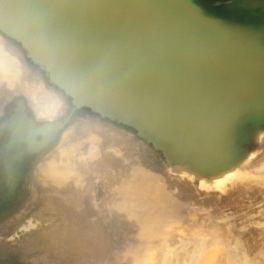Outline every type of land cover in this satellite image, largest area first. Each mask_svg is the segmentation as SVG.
Instances as JSON below:
<instances>
[{"label": "water", "instance_id": "1", "mask_svg": "<svg viewBox=\"0 0 264 264\" xmlns=\"http://www.w3.org/2000/svg\"><path fill=\"white\" fill-rule=\"evenodd\" d=\"M5 19L35 26L24 32L25 42L39 35L46 61L35 58ZM0 33L30 53L74 109L133 131L165 164L187 157L214 170L236 162L254 129L264 126V0H0ZM54 68L63 77L70 73L85 94L59 83ZM84 77L91 88L103 86L115 111L88 99ZM15 111L0 125L6 138ZM238 135L221 155L227 152L221 136L232 147ZM5 142L1 137L3 151ZM39 152L23 165L0 161L11 168L0 170V217L23 191L24 177L18 180L14 170L28 171Z\"/></svg>", "mask_w": 264, "mask_h": 264}, {"label": "bare ground", "instance_id": "2", "mask_svg": "<svg viewBox=\"0 0 264 264\" xmlns=\"http://www.w3.org/2000/svg\"><path fill=\"white\" fill-rule=\"evenodd\" d=\"M13 21L5 19L3 24L20 36L25 44L29 45L36 59L46 61V57L41 52L43 39L39 35L35 33L36 37L33 42L31 40L25 42L24 32L31 31L34 33L35 26L17 19ZM1 36L4 37L3 34ZM2 37H0V81L5 79L6 83L11 86L14 84L19 86L20 84L26 91L30 88L34 108L42 110L48 117L41 123L35 122L41 125L35 127L23 111L27 110L25 100L23 98L16 100L17 103L13 106L16 111L11 117L12 123L5 125L3 129L7 138L2 136L3 133H0V139L2 137L6 141L1 148L8 145V152L0 149V161L10 158L23 165L33 150L39 149L40 152L31 164L33 165L53 142L65 135L66 124L70 117L59 116L53 119L62 113L63 107L59 105L57 97L51 93L44 80L39 75L29 73L25 61L30 60L28 57L30 53L25 51V55L17 42H11L10 39L4 40ZM13 43H16L22 53L11 49ZM109 58L114 62L118 59L114 55ZM86 60H81L80 65L83 66ZM52 75L64 86L70 83L77 96L84 93L75 84L70 73L67 77H63L61 72L54 68ZM46 76L50 80V75L47 72ZM89 80L86 77L82 79L84 87L91 89L86 94L88 99L101 106L106 105L111 111H115L117 103L104 97L103 86L98 85L91 88L92 84ZM52 83L57 84L56 82ZM95 121L97 125L88 126L91 122L85 121L81 122L79 127L76 126L75 130H71L65 137L64 146L62 148L59 146V152L52 154V158L47 159L45 170L61 174L56 181L58 185H61V188L70 183L75 184L74 205L83 210L87 206L92 210L93 197L95 198L94 201L100 205L102 198L98 197L104 191L103 184H109L112 194L106 203L116 207H108L107 211H126L127 219L133 223L131 226L128 224L124 226L121 221L115 219L116 227L112 228L115 231V236L117 234L119 237L120 233V241L123 238V242L121 241V244L119 242L115 247L118 248L117 251L119 252L115 255L114 253L110 254L114 251V248L111 249L98 264H124L123 260H130L129 263H134L133 257L143 256L145 247L154 245L158 238H161L162 244L150 249L148 264H264V229H258V234L253 237L252 231L248 230L247 222L249 220H245L243 226L240 227V233L236 232V229H232V223L236 219L231 220L232 217H236V213L223 217L220 214L221 211H216L215 214L217 215L213 220V226L197 232L191 223L188 226L192 228L190 231H193L186 236L180 230H175L174 227H171V230L168 229L170 227L167 223L173 217H175L174 219H184V221L188 218L186 213L192 204L188 200L198 198V196L192 197L194 196V191L190 190L192 188L198 191L200 195H205L209 191V194L220 201H224L225 198L233 195L231 194L232 190L240 187H245V189L251 187L256 182L253 177H260L261 181L258 184L264 188V126H257L254 129L253 134L243 146V155L236 162H231L222 167L215 166V169L211 170V168L205 167L206 164L202 161H191L187 157H170L166 162L169 167V175H167L164 171L165 167L160 166L158 162L153 160V157L150 158L151 155L145 152L146 150L142 146L135 144L129 134L125 135L120 130L119 132L118 128L112 125L111 120L102 117ZM239 138L240 135L237 136L234 145L231 147L230 137L224 139L221 136L220 141L225 140L227 143L225 150L227 152L221 155L231 151ZM112 139L116 141V144L112 143ZM109 149L116 150V155L109 153ZM117 155L122 156L128 164L127 171L120 178L112 179L110 175L116 174L114 165L115 163L118 165L120 161L116 157ZM203 159L215 164L220 161L208 160L210 157ZM90 163L93 164L90 165ZM7 169L8 166L5 165V162H0V170L3 172ZM16 169L14 170L16 178L22 181L24 177L25 180L28 171ZM10 170L9 167L8 171ZM173 175L176 178H173ZM80 190L83 191L82 196L80 195L81 198L76 196V192ZM162 191L163 194H161ZM90 192L92 195L88 201L82 199ZM120 193L119 201V198L116 199V197ZM115 199L117 202L114 203L113 200L115 201ZM167 199H169V210L174 211V206L179 205L177 208L182 210L179 214L180 217L169 215L168 220L164 211H158L159 208L164 207ZM103 203L105 204V200ZM100 210L102 217L101 220L98 218V222L103 225L102 218L103 220L107 219V213L101 208ZM164 230L169 231L167 237L163 234ZM99 231H104V229L100 228ZM107 232L111 233V230L107 229ZM247 235L250 237H246ZM168 239L169 246H166ZM165 240L167 241L165 242ZM104 243L107 249L111 248L112 244L109 238H105ZM151 254L156 255V257L150 258Z\"/></svg>", "mask_w": 264, "mask_h": 264}, {"label": "rangeland", "instance_id": "3", "mask_svg": "<svg viewBox=\"0 0 264 264\" xmlns=\"http://www.w3.org/2000/svg\"><path fill=\"white\" fill-rule=\"evenodd\" d=\"M3 36L4 37L0 34V37L4 38V40H9L8 37L5 35ZM10 41L14 42L11 39ZM11 49L15 52L19 51L22 53L16 43L11 45ZM24 53L26 55L25 51ZM25 63L29 73L39 75L44 80L51 93L57 97L59 105L63 107L62 113L54 118L62 115L66 116L69 112V114H71L76 110L71 105L69 98H67L55 85L49 82L46 72L43 69L33 64L28 59ZM30 90V88H28L27 91L24 90L20 84L19 86L15 84L11 86L6 83L5 79L0 81V122L3 123L8 118L19 96L26 98L31 114L28 115L32 118L34 117V121L37 119L38 121L47 119L48 115L46 113L34 108V100L32 99ZM8 112L7 118L3 120L2 117ZM85 114H88V116L86 117L80 113L77 115L74 114L72 120V114L71 116L69 115L70 120L66 124L67 130L65 129V135L60 137L58 141L53 142L50 148L31 165L32 167L25 175L23 191L19 194L17 203L0 217V264H98L100 260L107 256L111 249L114 248V251L110 252V254L114 253L115 255L119 252L117 251L118 248L115 247L119 242L120 244L121 241L123 242V238L120 241V233L119 237L117 234L115 236V231L112 228L116 227L115 219L121 221L124 226H126V224L131 226L133 223L127 219L125 214L126 211H107L108 207H116L115 205L109 206L106 203L110 194H112V189H110L109 184H106L104 197H98L102 198L100 205L97 201H94L95 198H92L93 206L91 207L94 211H83V209H78L74 205L75 184L70 183L61 188V185H58L56 182L61 174L47 172L45 170L47 159L50 157L52 158V154L59 152V146L61 148L64 146L65 137L68 136L71 130H75L76 126L79 127L81 122L85 121L91 122L88 126L97 125L95 120L101 119L98 115L90 112ZM111 123L116 128L124 129L135 144L142 146V148L146 150L145 152L151 155L150 158L153 157V160L158 162L160 166L165 167L164 171L169 175V167L164 163L159 153L138 138L133 131L119 126L112 121ZM112 143L116 144V141L112 139ZM108 152L112 155H116L117 153L114 149H109ZM116 157L120 161L118 165L117 163L114 165L116 174L110 175L112 179L120 178V176L127 171L128 166L122 156L117 155ZM87 161L89 162L90 160ZM91 164L93 163H90V165ZM27 176L31 178L29 196L26 195L21 199V196L25 192L24 184L26 183ZM172 177L176 178L175 175ZM253 179L256 182L252 184L251 187L248 189L240 187L234 191L232 190L231 194L233 195L225 198L224 201L217 200L212 194H209V191H207L208 193L205 195H200L198 191L193 188L190 189L194 191V196L192 197L195 198V196H198V198L195 200H188L192 202V204L188 207L189 210H187L188 212L186 213L188 218L185 221L184 219H174L175 217L169 220V215L180 217V211L182 212V210L177 208L179 205L174 206V211L169 210V199L166 200L167 202L165 201L164 207L162 209L159 208L158 211L165 212L169 220L167 223L170 228L168 229L171 230V227H174L175 230L183 232L185 236L191 234L193 231H190L192 228L188 226L191 223L195 228L194 230L197 232H201L207 227L213 226V220L217 215L215 214L216 211H221L220 214H222L221 216L223 217L231 213H236V217L231 218L232 221L236 219V223H232V229H236V232H239L244 221L249 220L247 222L249 227L248 230L252 231L254 237L258 234V229H264V188L258 184L259 181H261L260 177H253ZM163 181L165 182V180ZM165 186L167 187V185ZM81 193L82 190H80V195ZM163 193L162 191L161 194ZM90 197L91 195L88 194L82 199L88 201ZM120 197L121 193L116 199L119 198L120 201ZM116 199L115 201L113 200L114 203L117 202ZM103 200H105V204ZM100 208L107 213V219L103 220L102 218L103 225L98 222V218L101 220L102 217ZM121 210H123L122 207ZM261 212L263 213L261 214ZM100 228L104 229L105 232L99 231ZM107 229H110L111 233H108ZM116 232L118 233V231ZM163 234L167 237L169 231L164 230ZM25 236L26 238H23ZM246 237L250 236L247 235ZM105 238L110 239V243L112 244L110 249H107L104 243ZM160 240L161 238H158L154 245L146 246L142 253L143 256H134L132 259L135 261L134 263H129L130 260H123L124 264H148V253L152 247L162 244ZM166 241L167 240H165V242ZM167 242L168 244L166 246H169V239ZM152 256L156 257V255L151 254L150 258Z\"/></svg>", "mask_w": 264, "mask_h": 264}, {"label": "flooded vegetation", "instance_id": "4", "mask_svg": "<svg viewBox=\"0 0 264 264\" xmlns=\"http://www.w3.org/2000/svg\"><path fill=\"white\" fill-rule=\"evenodd\" d=\"M24 99L25 100V105H26V109H27V111H28V114L29 115H31L30 114V109H29V106H28V102H27V100H26V98H24V97H22V96H19L18 98H17V100L18 99ZM70 113V112H69ZM67 114L66 116H71V114H72V116H71V120H72V118L74 117V114L75 115H77V114H82V115H85L86 117L88 116V114H85V113H88V111H82V110H77V111H74L73 113H71V114ZM8 114H9V112L8 113H6L2 118H3V120L5 119V118H7V116H8ZM60 114V113H59ZM59 117V116H58ZM60 117H64V115H62V116H60ZM34 118V117H33ZM54 119H56V118H54ZM87 119H91V118H87ZM37 123H41L42 121H45V120H42V121H38V119L37 120H35ZM2 122H0V124H1ZM121 131V132H124V134L125 135H127V133L125 132V130L123 129H119L118 128V131ZM119 131V132H120ZM30 184H31V178H30V176H27V178H26V183L24 184V188H25V192H24V194L21 196V199L24 197V196H26V195H28L29 196V186H30ZM103 188H104V191L102 192V194H101V196L102 197H104V193H105V189H106V184H103ZM76 191V190H75ZM75 193V192H74ZM82 194H83V191H82V193H81V196H82ZM89 195H92V192H90L89 193ZM76 196H79L80 198H81V196H80V191H77L76 192ZM100 196V197H101ZM94 198V197H93ZM78 205H80V203H78ZM18 207V206H17ZM16 207V208H17ZM75 207H77V206H75ZM78 208V207H77ZM78 209H80V208H78ZM78 209H76V210H78ZM83 211H92L91 210V208L90 207H86ZM30 224H32V223H30ZM29 224V225H30ZM23 238H26V236L25 237H23ZM22 238V239H23Z\"/></svg>", "mask_w": 264, "mask_h": 264}]
</instances>
